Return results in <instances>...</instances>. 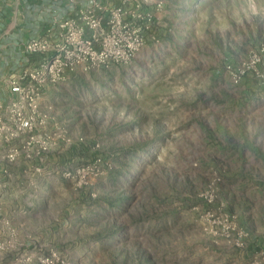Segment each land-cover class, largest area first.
Listing matches in <instances>:
<instances>
[{
    "label": "rangeland",
    "instance_id": "1",
    "mask_svg": "<svg viewBox=\"0 0 264 264\" xmlns=\"http://www.w3.org/2000/svg\"><path fill=\"white\" fill-rule=\"evenodd\" d=\"M126 7L104 14V62L51 93L49 166L21 188L24 244L0 236V255L264 264V0Z\"/></svg>",
    "mask_w": 264,
    "mask_h": 264
},
{
    "label": "built area",
    "instance_id": "2",
    "mask_svg": "<svg viewBox=\"0 0 264 264\" xmlns=\"http://www.w3.org/2000/svg\"><path fill=\"white\" fill-rule=\"evenodd\" d=\"M130 1L123 0L115 6L90 0L75 15L60 20L54 29L25 43L26 52L40 54L41 58L0 76V85L6 84L10 92L8 100H0V141L10 144L8 161H14L20 153L28 159H40L49 150V137L43 132L45 118L40 110L45 87L66 80L78 69L87 70L104 62L100 44L104 14H111L113 19L108 24L114 27L119 15L127 13L126 4ZM3 246L0 238V248Z\"/></svg>",
    "mask_w": 264,
    "mask_h": 264
},
{
    "label": "crops",
    "instance_id": "3",
    "mask_svg": "<svg viewBox=\"0 0 264 264\" xmlns=\"http://www.w3.org/2000/svg\"><path fill=\"white\" fill-rule=\"evenodd\" d=\"M96 1L116 6L110 0ZM89 3L90 0H0V76L41 58L40 54L26 52L25 43L34 36L44 35L54 29L60 20L75 15ZM59 83L47 84L45 87L40 101L41 114L45 120L52 112L49 103L51 93ZM9 98V87L1 84L0 100ZM9 147L10 144L0 141V236L15 245H23L25 239L21 216L33 208L32 197L35 196L21 188L30 183L33 175H39L40 168L37 166H49V155L46 152V157H41L37 162L20 153L14 161H8L6 154ZM11 258L18 260L17 256ZM7 261V257L0 255V264H6Z\"/></svg>",
    "mask_w": 264,
    "mask_h": 264
}]
</instances>
